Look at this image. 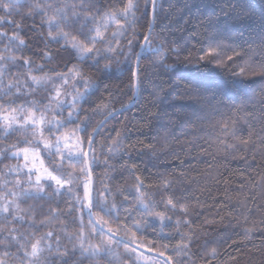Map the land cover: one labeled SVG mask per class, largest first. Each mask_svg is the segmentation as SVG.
Returning a JSON list of instances; mask_svg holds the SVG:
<instances>
[{"label": "snow or ice", "instance_id": "obj_1", "mask_svg": "<svg viewBox=\"0 0 264 264\" xmlns=\"http://www.w3.org/2000/svg\"><path fill=\"white\" fill-rule=\"evenodd\" d=\"M163 2L164 0H119L121 7L105 5L102 9L100 5L104 0H0V12H3V15H0V28L6 23L13 26L11 34L0 31V133L3 134V139L20 131L28 133L31 137L29 139L26 136L21 141L29 147L15 152H11V148L7 149L12 157L20 158L22 155L25 161L23 165L10 167L8 171L20 174L26 169L28 179L23 182L16 181L21 190L19 193H7L16 198L11 201L5 199L4 203H0V216L5 222H8L10 217L13 223L28 224L30 228L35 229V231L20 228L0 229L2 237L0 249H6L3 252L5 259L0 260V264H83L85 259L90 264H101L102 260L107 264H125L126 260L131 261V264H160L161 261L163 264H171L172 257L165 258L163 251H157L152 259L145 257L140 251L144 248L145 242L138 240L137 233L141 236L152 235L160 240H170L176 235L182 240L185 239L184 234L180 232V226L187 224L188 221L174 220L172 215L167 214L169 211L173 215L188 214V209L184 205L181 204L177 208L180 197H176L173 191L175 182L164 179L161 191H173L176 203H173V197L168 199L161 197L159 201L152 199L148 193L142 191L145 185L139 177L135 178L134 185L116 189L114 192L109 186L111 180L117 174L122 175V171H134L127 165L123 170H117L108 163L117 155L121 158H132L131 151L123 143L124 133L120 131L116 132V138L110 144L106 143L109 139L107 134L105 142L100 144L101 155L106 156L104 165L113 170L109 182L105 183L102 180L101 188L97 189L92 178V170L100 163L94 148L96 137L101 134V129L109 119H117L118 114L123 115L130 106H139L138 94L146 88V81L150 79L146 68H160L165 72L176 73L183 70L181 65L184 61H177L173 65L165 63L172 53H178L182 49H165L163 44L154 46L152 43L153 31L161 20ZM222 12L226 25L230 17L238 18L241 13L254 15L255 9L242 4L233 5L230 11ZM14 15L20 16L21 22L9 19ZM37 16L40 17L39 28L35 26ZM261 16L264 18V6L261 8ZM28 19L33 21V24L28 26L33 31L47 30L46 34L41 32L37 37L44 41L46 49L52 43L58 46L55 53L51 49L44 51L42 59L45 61L57 59L59 67L65 69L64 71L50 68L46 72V64H37L23 55L29 45L20 34L24 31L23 20ZM218 21L219 17H209L206 22L214 26ZM141 22L147 23L146 32H141L136 27ZM159 26L162 30L168 27L162 23ZM141 36L143 38L139 39ZM206 44V48L200 49L201 55L195 66L199 67L200 62H216L218 66L222 65L221 56L226 45L217 38V31L208 34ZM258 47L260 59L258 61L252 59L245 67L234 72V75L243 77L251 73L253 77L258 76L264 82V37L261 38ZM17 52L20 55L13 54ZM61 53H67V58H62ZM121 56L123 59H120ZM146 57H151L147 66L142 63ZM232 59V56L227 57L229 62ZM11 67H22L27 70L23 74V81L19 75L13 80H5L6 75H11L9 71ZM33 72L43 75H32ZM125 73L127 83L124 89L113 86L112 81L121 80ZM57 81L60 82L59 86L56 84ZM121 82L123 83V80ZM248 82L250 89L254 81ZM40 88L49 93L43 108L42 101L28 98L34 95L35 89ZM68 88H71V92L67 91ZM224 88L222 82L215 80L210 83H197V86L190 88L189 91L194 94L192 99L195 104L205 102L208 107L200 109L205 115L197 116L194 111L188 114V118L196 116L197 119H207L209 111L213 113L217 111L211 105V101H215L217 96L226 95ZM261 92H264V84L261 86ZM97 94L100 103L93 99ZM124 95H128L127 103H121L119 108L112 106ZM247 101L256 102L255 94L247 96ZM218 103L223 104L224 101ZM259 103L264 104V96ZM225 107L232 106L225 104ZM261 111L264 112V108ZM37 112L40 113L39 117L36 115ZM49 112L52 113L50 119L46 115ZM96 115H104V119L96 122L95 127L89 131L92 118ZM261 119H264V116ZM212 129L214 132L219 129L216 139L223 145L226 154L247 152L253 147L250 139L236 140L238 134L244 131L237 121L225 123L216 121ZM261 131L264 132V129ZM228 139L236 142L227 143ZM260 139L264 144V136ZM11 147L18 148V145ZM30 160L31 168L28 167ZM25 183L34 187L24 188ZM45 185L50 191L46 190ZM123 192H127L128 195H123L117 200ZM21 197L48 200L56 198L57 203L63 201L67 204L66 210L52 212V215L64 216L68 223L77 226L74 233L65 234V238L72 242L70 248L62 244L61 234L55 230L37 236L39 228L46 227L49 222L37 225L35 220H26L24 215H20L17 199ZM161 206L165 209L164 212L156 210ZM121 212L124 213L123 221ZM104 217L109 219L106 220ZM110 221L116 224L115 228L110 225ZM173 225L175 232H164L165 227L171 228ZM242 235L250 239L253 230L246 228ZM97 238L99 242L93 243ZM147 243L152 247L172 251L174 254L187 255L189 249L187 243L173 245L171 248L164 243L159 245L153 241ZM121 246L123 252L118 251ZM13 248L15 252L11 251ZM214 252L215 250L213 254Z\"/></svg>", "mask_w": 264, "mask_h": 264}, {"label": "trees", "instance_id": "obj_2", "mask_svg": "<svg viewBox=\"0 0 264 264\" xmlns=\"http://www.w3.org/2000/svg\"><path fill=\"white\" fill-rule=\"evenodd\" d=\"M242 4L255 9V14L241 13L238 18L230 17L225 25L222 10L230 11L233 5ZM105 5L122 6L119 0H104L100 7L103 9ZM262 6H264V0H164L161 20L153 31L152 43L154 46L163 44L165 49H182L178 53H172L165 63L173 65L177 61H184L181 65L183 70L176 73L175 71L165 72L160 68H146L150 79L146 81V88L138 94L139 106H132L123 115L118 114L117 119H110L101 129V134L96 137L94 148L100 163L92 170V178L97 189L101 188L102 180L105 183L109 182L113 171L104 165L106 156L101 155L100 144L105 142L106 134L109 136L106 143L110 144L116 138V132L120 131L124 133L123 143L131 151L132 158H121L117 155L108 163L117 170H123L127 165L134 171L125 170L122 171V175L117 174L109 183L113 191L134 185L135 178L139 177L145 185L142 191L148 193L152 199L157 201L161 197L168 199L173 197L174 191L175 196L180 197L177 208L182 204L188 209L186 215L179 213L173 215L171 211L168 212L174 220L188 221L187 224L180 226V232L185 236L183 240L179 235L170 240H160L152 235L141 236L137 233L138 240L145 242L144 248L155 252L163 251L166 257H172V264H264V234H262L264 231V144L260 139L264 136V132L261 131L264 129V119H261L264 116V112L261 111L264 104L259 103L264 96V92H261L264 82L258 76L253 77L251 73L243 77L233 74L241 67H245L252 59L257 61L260 59L258 46L261 38L264 37ZM0 15H3V12H0ZM209 17H219L218 23L214 26L209 25L206 22ZM9 19L21 22V17L18 15ZM39 20L40 17L37 16L35 18L37 28H39ZM160 23L168 25L167 29L162 30ZM22 24L24 31L20 35L29 45L23 55L37 64H46V72L50 68L64 71L65 69L59 67L57 59L51 61L42 59L44 51L51 49L55 53L58 49L54 43L49 44L46 49L44 41L37 38L41 32L46 34L47 30L33 31L28 27L33 24L31 19L23 20ZM136 27L141 32L147 31L146 22L138 23ZM12 29L13 26L6 23L0 31L11 34ZM213 31H217V38L226 45L221 56L223 64L218 66L216 62H200V66L196 67L201 55L200 49L207 47L206 37ZM142 38V36L139 37V39ZM13 54L20 55L18 52ZM60 56L67 58L68 54L61 53ZM228 56L233 57L231 62L227 60ZM120 59L123 57L121 56ZM150 60L151 57H146L142 63L147 66ZM9 71L11 75H6V81L13 80L16 75H19L20 80L23 81V74L27 70L22 67H11ZM153 73L156 74L153 75ZM31 74L43 75L39 72ZM121 80L114 79L113 86L124 89L127 73ZM213 80L222 82L226 92V95L217 96L215 101H211V105L217 111L214 113L209 111L207 119H197L196 116L188 118V114L194 111L197 116L205 115L200 109L208 107L205 102L195 104L192 99L194 94L189 89L197 86V83H210ZM249 80L254 81L250 89ZM56 84L59 86L60 82L57 81ZM67 91L71 92V88ZM253 93L256 102L247 101V96ZM48 95L45 89L40 88L35 89L34 95L28 98L42 101L41 108H43V104L47 103ZM104 95L107 96V93ZM128 95L120 97L119 102L112 106L119 108L121 103H127ZM93 99L97 103L101 102L99 94ZM221 100L224 101L223 104L218 103ZM225 104L232 107H225ZM91 106L85 105V107ZM46 115L49 119L52 117L50 112ZM103 119L104 115L94 116L89 131L95 127L96 122ZM216 121L221 123L237 121L244 131L238 134L236 140L250 139L253 147L247 152L226 154L223 145L216 139L219 129L215 132L212 129ZM125 126H127L126 133ZM2 136L3 134L0 133V153H3L0 155V203H4L5 199L11 201L15 198L7 195L8 192H20V187L16 185L17 180L23 182L28 179L25 174L26 169L20 174L8 170L10 167L25 163L22 155L20 158H14L11 152L29 147L21 141L26 136L31 138L24 131L13 133L7 139H3ZM236 140L228 139L226 142L231 144ZM12 145H18V148L11 147ZM9 148L11 152L7 151ZM86 148L85 145V150ZM45 167H47V161H45ZM32 179H35L34 175ZM164 179L175 182L173 191H161ZM23 187L30 188L31 185L25 183ZM45 188L50 191L46 185ZM123 195L128 193L123 192L117 200ZM17 203L20 209L19 214L24 215L26 220H35L37 225L41 222H49L46 227L39 228L37 236L40 233L55 230L61 234L62 244L71 247L72 242L65 238V234L74 233L77 226L68 223L64 216L53 217L52 215V212L66 210V203L63 201L57 203L56 198L48 200L36 197H21L17 199ZM173 203H176L174 197ZM159 209L165 211L162 206ZM120 215L123 221L124 213L121 212ZM110 225L113 228L116 227V224L111 221ZM11 228L35 231L28 224L13 223L10 217L9 221L5 222L0 216V229ZM172 228L175 229L174 226ZM246 228L253 230L250 239L242 235ZM166 231L170 230L164 229V232ZM148 241H153L156 245L168 244L169 248L187 243L190 255L174 254L163 248L152 247L147 243ZM98 242V238L93 240V243ZM213 250H215L214 254ZM4 251L6 249H0V260L5 259ZM11 251L15 252V249ZM143 254L150 259L155 257ZM83 264H90V262L85 259ZM101 264H107V262L102 260ZM160 264L163 262L161 261Z\"/></svg>", "mask_w": 264, "mask_h": 264}, {"label": "rangeland", "instance_id": "obj_3", "mask_svg": "<svg viewBox=\"0 0 264 264\" xmlns=\"http://www.w3.org/2000/svg\"><path fill=\"white\" fill-rule=\"evenodd\" d=\"M53 95H54V94H53ZM36 115H37L38 117L40 116V114H36ZM28 167H29V168L32 167V162H31V160L28 162ZM37 167H39V163H37ZM33 187H34V185H31L30 188H33ZM15 198H16V197H15ZM156 210H157V211L164 212V210H160L159 208H157ZM167 214L169 215V213H167ZM173 226H174V228H175V225H173ZM165 229L170 230V231H166L165 233H169V232H173V231H175V229L173 230L172 227H171V228H169V227H165ZM119 250H120L119 252H123V247L120 248ZM182 255H184V254H182ZM187 255H190V254H189V251H188ZM184 256H186V255H184ZM145 257H147V256H145ZM147 258H148V257H147ZM125 264H131V261L126 260V261H125Z\"/></svg>", "mask_w": 264, "mask_h": 264}, {"label": "water", "instance_id": "obj_4", "mask_svg": "<svg viewBox=\"0 0 264 264\" xmlns=\"http://www.w3.org/2000/svg\"><path fill=\"white\" fill-rule=\"evenodd\" d=\"M131 107H132V106H130L129 109H130ZM124 112H125V111H124ZM109 120H110V119H109ZM109 120H108V121H109ZM108 121H107V122H108ZM86 150H87V148H86ZM140 251L143 252V253L149 254V255H153V256H155V253H156L155 251L150 250V249H147V248H142V249H140ZM165 258H167V257L165 256ZM171 264H172V262H171Z\"/></svg>", "mask_w": 264, "mask_h": 264}]
</instances>
